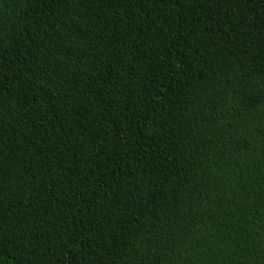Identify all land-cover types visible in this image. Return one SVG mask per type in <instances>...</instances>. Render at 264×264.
<instances>
[{
	"label": "trees",
	"instance_id": "1",
	"mask_svg": "<svg viewBox=\"0 0 264 264\" xmlns=\"http://www.w3.org/2000/svg\"><path fill=\"white\" fill-rule=\"evenodd\" d=\"M0 264H264V0H0Z\"/></svg>",
	"mask_w": 264,
	"mask_h": 264
}]
</instances>
